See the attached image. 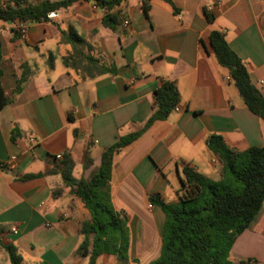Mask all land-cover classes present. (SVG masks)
<instances>
[{"label": "crops", "instance_id": "1", "mask_svg": "<svg viewBox=\"0 0 264 264\" xmlns=\"http://www.w3.org/2000/svg\"><path fill=\"white\" fill-rule=\"evenodd\" d=\"M53 13L26 24L24 38L0 26V82L10 100L0 110V162L15 158L14 171L0 172V264H10L7 245L22 264H88L76 254L88 214L60 175L46 172L60 161L55 155H69L74 179H87L108 147L141 128L154 90L170 81L177 106L112 159L110 199L124 221L128 262L112 254L96 260L149 264L160 254L165 215L148 196L178 202L184 165L218 180L210 135L236 151L264 146V121L248 110L209 44L211 31L222 33L264 98V0H151L145 13L141 0L109 10L78 1ZM107 13L118 14L111 29L102 25ZM71 31L83 42H73ZM229 259L264 264V204Z\"/></svg>", "mask_w": 264, "mask_h": 264}, {"label": "trees", "instance_id": "2", "mask_svg": "<svg viewBox=\"0 0 264 264\" xmlns=\"http://www.w3.org/2000/svg\"><path fill=\"white\" fill-rule=\"evenodd\" d=\"M78 1H94L98 7L109 10L124 0H8L5 6L0 5V26L7 27L15 38L20 35L21 26L47 21L48 14ZM150 1L141 0L144 13ZM117 15L105 14L102 25L113 28L117 24ZM69 37L73 42H83L73 31ZM209 44L217 64L227 70L248 110L264 121V98L252 85L244 63L229 48L222 33L211 31ZM70 60V56L64 57V65L67 66ZM87 60L97 62L90 57ZM1 61L0 44V65ZM49 66H53L51 56ZM25 69L26 66H23ZM108 70L103 66L99 69L100 72ZM1 76L0 67V79ZM26 80L27 72H24L17 81L15 92L21 90ZM178 101L175 84L163 82L154 90L152 112L141 128L119 137L108 147L87 179H74V163L69 155H64L58 164L46 172L60 175L63 184L70 188L72 196L82 203L88 214V220L82 223V240L76 249V254L86 257L88 264H96L102 254L115 255L121 263L128 262L124 221L114 211L110 199L112 159L118 151L136 141L155 121L165 120ZM9 102L0 82V110ZM207 146L221 164L218 180H212L184 165L181 168L178 202L165 203L158 194L147 198L149 204L160 207L165 215L160 254L149 264H234L229 259L231 247L264 204V146L236 151L229 148L219 135H210ZM4 249L10 264H22L13 246L7 245Z\"/></svg>", "mask_w": 264, "mask_h": 264}, {"label": "built area", "instance_id": "3", "mask_svg": "<svg viewBox=\"0 0 264 264\" xmlns=\"http://www.w3.org/2000/svg\"><path fill=\"white\" fill-rule=\"evenodd\" d=\"M53 15H54V13L48 14V18H50ZM123 25L127 26L128 22L124 21ZM25 29H26V24L21 26V29H20L21 38H24V36H25ZM30 142L33 143V140H30ZM14 159L15 158L13 156H11L7 160L0 162V172L1 171H10V172L14 171L15 170ZM54 159L55 160H61L62 159V155L61 154H57V155L54 156ZM13 231H15V230H13ZM249 264H251V262Z\"/></svg>", "mask_w": 264, "mask_h": 264}]
</instances>
